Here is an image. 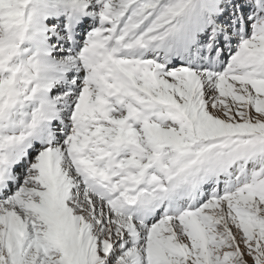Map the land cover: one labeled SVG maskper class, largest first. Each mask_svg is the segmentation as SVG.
Wrapping results in <instances>:
<instances>
[{
    "label": "snow or ice",
    "instance_id": "6c2138e0",
    "mask_svg": "<svg viewBox=\"0 0 264 264\" xmlns=\"http://www.w3.org/2000/svg\"><path fill=\"white\" fill-rule=\"evenodd\" d=\"M0 264H264V0H0Z\"/></svg>",
    "mask_w": 264,
    "mask_h": 264
}]
</instances>
